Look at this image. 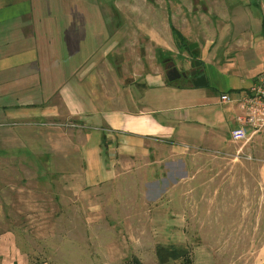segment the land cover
<instances>
[{
	"label": "rangeland",
	"instance_id": "374dc122",
	"mask_svg": "<svg viewBox=\"0 0 264 264\" xmlns=\"http://www.w3.org/2000/svg\"><path fill=\"white\" fill-rule=\"evenodd\" d=\"M67 2L73 14L89 15L91 23L101 18L106 51L119 54L120 69L136 66L165 82L164 62L187 73L189 63L198 61L191 54L208 42L221 43L224 52L230 41L226 33L236 31L233 18L248 8L244 0ZM251 14L253 33L258 13ZM172 30L187 47H197L183 48ZM108 57L106 67L99 66L110 84L115 65ZM80 124L60 118L0 125V264H123L131 257L156 264L157 247L188 251L193 264H264L258 254L264 241V189L255 167L232 162L224 152L159 157L153 150L159 142L146 143L149 152L129 167L135 157L113 151L119 139L102 131L98 148L106 167L118 161L115 179L85 187ZM226 144L227 152L239 145ZM155 158L166 161L152 164Z\"/></svg>",
	"mask_w": 264,
	"mask_h": 264
},
{
	"label": "crops",
	"instance_id": "0c3cea01",
	"mask_svg": "<svg viewBox=\"0 0 264 264\" xmlns=\"http://www.w3.org/2000/svg\"><path fill=\"white\" fill-rule=\"evenodd\" d=\"M244 1L248 8L232 16L236 31L226 33L230 41L224 52L218 48L221 43L210 41L190 53L198 58L206 81V86L195 88L191 83L168 84L158 73H141L136 66L120 69L119 54L106 51L101 18L91 23L89 15L73 14L67 0H0V125L60 118L80 122L85 131L79 148L85 187L115 179L118 161L106 167L98 148L106 131L119 139L113 151H129L135 157L129 167L143 160L149 142L161 144L153 149L159 157L163 152H224L232 162L244 160L255 167L264 189V128L249 131L235 152H227L226 144L240 114L236 102L264 72V0ZM253 10L258 24L252 33ZM108 54L115 65L110 84L99 66L101 62L106 67ZM221 95L230 102L223 104ZM165 161L155 158L152 164ZM124 165L119 162V167ZM181 165L186 167L185 162ZM258 254L264 257V241Z\"/></svg>",
	"mask_w": 264,
	"mask_h": 264
},
{
	"label": "built area",
	"instance_id": "2783aa9c",
	"mask_svg": "<svg viewBox=\"0 0 264 264\" xmlns=\"http://www.w3.org/2000/svg\"><path fill=\"white\" fill-rule=\"evenodd\" d=\"M220 101L225 104L230 99L227 95H221ZM236 103L240 114L235 118L236 126L229 131V140L240 144L248 140L249 131L256 133L264 128V72L256 76L252 86L243 92Z\"/></svg>",
	"mask_w": 264,
	"mask_h": 264
},
{
	"label": "trees",
	"instance_id": "16d2710c",
	"mask_svg": "<svg viewBox=\"0 0 264 264\" xmlns=\"http://www.w3.org/2000/svg\"><path fill=\"white\" fill-rule=\"evenodd\" d=\"M174 37L179 41L181 46L188 50L186 45V41L184 38L175 30H172ZM191 53V52H190ZM168 84H172L169 83ZM155 257H156V264H193L192 257L188 251L185 250H168L163 247H157L155 250ZM123 264H141L140 261L135 258L131 257L126 260Z\"/></svg>",
	"mask_w": 264,
	"mask_h": 264
},
{
	"label": "flooded vegetation",
	"instance_id": "af4514ba",
	"mask_svg": "<svg viewBox=\"0 0 264 264\" xmlns=\"http://www.w3.org/2000/svg\"><path fill=\"white\" fill-rule=\"evenodd\" d=\"M198 61L196 59L192 60L189 63V70L187 73H182L180 71L177 70L178 74H179V78L176 79L175 81H173L172 83H184V82H188L191 83L193 80H195L196 78H198L199 76H201V71H200V66H196V63ZM164 66H165V77L167 79V76L169 74V72H172V70L175 68L174 65L170 64V62H164ZM172 75H174L172 73Z\"/></svg>",
	"mask_w": 264,
	"mask_h": 264
},
{
	"label": "water",
	"instance_id": "95a60500",
	"mask_svg": "<svg viewBox=\"0 0 264 264\" xmlns=\"http://www.w3.org/2000/svg\"><path fill=\"white\" fill-rule=\"evenodd\" d=\"M196 47H197L196 44H189V45H188V50H189V51H193ZM199 65H200L199 62H197V63H196V66H199ZM172 73H173L174 75H172ZM179 77H180V76H179L177 70L174 68V69L172 70V72H169V74H168L166 80H167L169 83H172L173 81H175V80L178 79ZM191 84H192V86L195 87V88H201V87H204V86H206L205 77H204V76H199L198 78H196L195 80H193V81L191 82Z\"/></svg>",
	"mask_w": 264,
	"mask_h": 264
}]
</instances>
